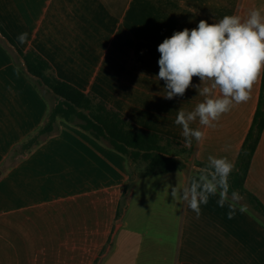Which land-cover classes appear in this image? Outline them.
Returning a JSON list of instances; mask_svg holds the SVG:
<instances>
[{"label":"crops","instance_id":"crops-1","mask_svg":"<svg viewBox=\"0 0 264 264\" xmlns=\"http://www.w3.org/2000/svg\"><path fill=\"white\" fill-rule=\"evenodd\" d=\"M264 0H0V22L24 48H35L58 77L98 94L137 124L182 142L174 121L204 98L196 87L163 97L158 45L175 31L245 18ZM27 33L25 43L18 37ZM0 31V264H264V221L241 198L234 218L210 196L201 214L174 200L171 186L198 177L209 155L234 167L258 105L263 71L246 103L193 140L183 169L141 176L121 210L129 160L64 120L27 155L13 149L45 120L49 99L15 60ZM7 43H11L5 39ZM12 46V45H11ZM199 77L192 84L199 85ZM170 150L184 156L180 146ZM178 173V174H177ZM247 188L264 203V132ZM245 211H240L241 207ZM119 209L122 211L118 215Z\"/></svg>","mask_w":264,"mask_h":264},{"label":"clouds","instance_id":"clouds-1","mask_svg":"<svg viewBox=\"0 0 264 264\" xmlns=\"http://www.w3.org/2000/svg\"><path fill=\"white\" fill-rule=\"evenodd\" d=\"M27 36L20 34L19 42L25 43ZM157 51L159 72L155 78L165 82L163 97L183 96L189 87H196L204 98L191 111L181 107L174 121L182 129L186 146L191 147L193 140L204 139V132L191 124L198 121L204 128L215 127L214 122L234 104L250 99L251 90L264 71V11L252 9L245 18L225 15L211 24L200 20L197 27L175 31L165 38ZM194 76L199 77V85L192 84ZM233 170L234 165L226 158L209 155L207 164L198 169V177L182 188L171 186V196L185 202L199 217L201 205L207 204L210 196L218 195V204H228V218L232 219L241 200L239 192L233 190L229 194L228 178Z\"/></svg>","mask_w":264,"mask_h":264},{"label":"trees","instance_id":"trees-1","mask_svg":"<svg viewBox=\"0 0 264 264\" xmlns=\"http://www.w3.org/2000/svg\"><path fill=\"white\" fill-rule=\"evenodd\" d=\"M0 31L12 46L5 39H1V41L21 58L20 62L17 61L19 66L49 99V110L45 120L13 149L11 156L14 159L27 155L36 145L57 131L60 120L76 125L107 146L121 152L129 160L130 178L125 185L121 210H123V206L125 208L129 205L135 185L137 172L133 169V161L143 159L148 162L144 170L138 173L141 176L183 169L187 166L190 149L181 141L137 124L98 94L85 92L73 83L58 77L51 62L44 55L35 48H22L1 22ZM48 94L52 97V101ZM263 132L264 71L259 101L252 124L240 148L234 170L228 178L229 194L233 190L239 192L241 198L249 202V208H253L255 214L264 221V203L246 186L253 156ZM175 145L183 148L184 156L170 150V147ZM197 165L200 169L206 164L198 163ZM121 210L119 209L118 215H121ZM113 235L114 231L93 264H99L112 246Z\"/></svg>","mask_w":264,"mask_h":264},{"label":"rangeland","instance_id":"rangeland-1","mask_svg":"<svg viewBox=\"0 0 264 264\" xmlns=\"http://www.w3.org/2000/svg\"><path fill=\"white\" fill-rule=\"evenodd\" d=\"M12 53L15 60L20 62L21 58L17 56V53L14 50H12ZM48 96L50 98V101H52V97L50 96V94H48ZM147 163H148L147 161L143 159H139L137 161H133L132 166H134L133 169H135L137 173H141L144 170V168L147 166Z\"/></svg>","mask_w":264,"mask_h":264}]
</instances>
